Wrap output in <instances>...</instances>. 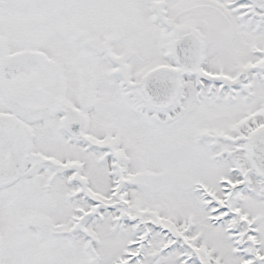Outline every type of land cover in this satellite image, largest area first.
<instances>
[{
    "label": "snow or ice",
    "instance_id": "snow-or-ice-1",
    "mask_svg": "<svg viewBox=\"0 0 264 264\" xmlns=\"http://www.w3.org/2000/svg\"><path fill=\"white\" fill-rule=\"evenodd\" d=\"M0 264H264V0H0Z\"/></svg>",
    "mask_w": 264,
    "mask_h": 264
}]
</instances>
